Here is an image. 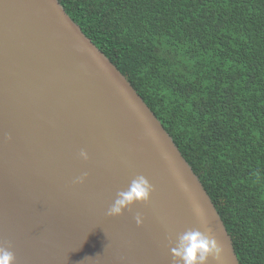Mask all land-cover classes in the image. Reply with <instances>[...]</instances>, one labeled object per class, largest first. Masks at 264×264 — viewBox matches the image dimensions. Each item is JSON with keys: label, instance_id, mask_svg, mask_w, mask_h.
<instances>
[{"label": "water", "instance_id": "water-1", "mask_svg": "<svg viewBox=\"0 0 264 264\" xmlns=\"http://www.w3.org/2000/svg\"><path fill=\"white\" fill-rule=\"evenodd\" d=\"M140 175L150 202L108 216ZM190 229L222 250L208 264H240L173 138L60 1L0 0V244L17 264H180Z\"/></svg>", "mask_w": 264, "mask_h": 264}, {"label": "trees", "instance_id": "trees-1", "mask_svg": "<svg viewBox=\"0 0 264 264\" xmlns=\"http://www.w3.org/2000/svg\"><path fill=\"white\" fill-rule=\"evenodd\" d=\"M173 138L240 264H264V0H59Z\"/></svg>", "mask_w": 264, "mask_h": 264}, {"label": "clouds", "instance_id": "clouds-1", "mask_svg": "<svg viewBox=\"0 0 264 264\" xmlns=\"http://www.w3.org/2000/svg\"><path fill=\"white\" fill-rule=\"evenodd\" d=\"M81 158L88 159L85 151L80 152ZM87 173L75 178L74 183H84ZM154 188L148 179L143 176H137L131 181L126 190L120 191L107 210L110 217H118L134 207L136 204H147L150 202L151 194ZM135 221L138 226L143 225V217L137 213ZM11 245L0 244V264H17L16 256L10 250ZM175 260H179L180 264H208L210 258L219 259L222 250L217 242L207 236L199 229H190L179 235L178 243L171 249Z\"/></svg>", "mask_w": 264, "mask_h": 264}]
</instances>
